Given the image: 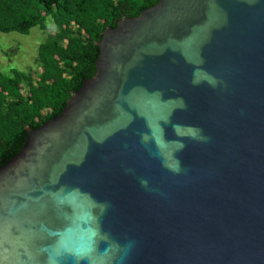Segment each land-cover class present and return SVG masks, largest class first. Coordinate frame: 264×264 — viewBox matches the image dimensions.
<instances>
[{"label":"water","instance_id":"95a60500","mask_svg":"<svg viewBox=\"0 0 264 264\" xmlns=\"http://www.w3.org/2000/svg\"><path fill=\"white\" fill-rule=\"evenodd\" d=\"M0 167V264H264V0H159Z\"/></svg>","mask_w":264,"mask_h":264},{"label":"trees","instance_id":"16d2710c","mask_svg":"<svg viewBox=\"0 0 264 264\" xmlns=\"http://www.w3.org/2000/svg\"><path fill=\"white\" fill-rule=\"evenodd\" d=\"M158 1L0 0L1 32L29 34L36 26L47 31L36 58L40 70H0V167L24 146L27 126L59 114L83 79L96 73L103 31Z\"/></svg>","mask_w":264,"mask_h":264},{"label":"rangeland","instance_id":"374dc122","mask_svg":"<svg viewBox=\"0 0 264 264\" xmlns=\"http://www.w3.org/2000/svg\"><path fill=\"white\" fill-rule=\"evenodd\" d=\"M51 21L48 19L49 25H52ZM46 38L47 31L39 26L33 27L29 34L0 31V70L7 74L14 68L26 73L40 70L36 58L39 45Z\"/></svg>","mask_w":264,"mask_h":264}]
</instances>
